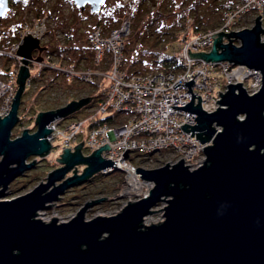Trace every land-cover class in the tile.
<instances>
[{
    "label": "water",
    "instance_id": "95a60500",
    "mask_svg": "<svg viewBox=\"0 0 264 264\" xmlns=\"http://www.w3.org/2000/svg\"><path fill=\"white\" fill-rule=\"evenodd\" d=\"M72 1L80 8L89 3L91 12H97L106 0ZM9 10V0H0V21ZM260 17L251 27L212 34V38L218 37L208 53L188 49L189 57L241 65L242 72L259 70V91L250 95L241 82L230 83L216 100L222 107L208 113L200 106V96L191 92L192 79L173 86L189 89L190 101L172 109L196 114L194 125L184 123L180 128L191 130L190 136L201 143L208 142L202 164L191 169L181 158L173 164L137 167L139 177L153 183L146 196L128 201L114 214L90 219L86 212L107 197L87 200L66 221L56 217L44 221L38 212L52 207L67 190L94 174L116 167L113 160L101 155L112 146L106 143L88 155L82 153L83 142L74 146V152L64 148L56 158L59 166L45 180L22 195L4 198L10 183L36 166L35 159L27 161L43 158L50 151L46 137L53 129L47 125L89 101L82 98L42 111L36 117L35 131L24 129L11 137L28 66L42 59L32 53L45 49L26 32L16 50L22 58L18 89L8 114L0 118V264H264V29ZM222 35L239 44L229 38L221 43ZM194 97H198L196 105ZM78 166L83 167L80 173L76 172ZM162 202L163 220L145 224V218L158 211L154 208Z\"/></svg>",
    "mask_w": 264,
    "mask_h": 264
},
{
    "label": "built area",
    "instance_id": "2783aa9c",
    "mask_svg": "<svg viewBox=\"0 0 264 264\" xmlns=\"http://www.w3.org/2000/svg\"><path fill=\"white\" fill-rule=\"evenodd\" d=\"M126 2L127 0H124V4ZM254 10H258L257 15L261 14L264 10V0H245L234 4L223 12L222 22L216 28L198 31L192 36H188L189 32L184 31L185 39L180 43L177 54L182 67L179 72L152 71L137 76L129 75L123 69L124 40L131 31L129 15H126L117 27L108 31H104L100 26L90 30L87 44L92 47L94 64L102 63L104 58L109 56L110 67L106 74L108 80L106 87L95 105L86 110L88 116L84 118L67 116L53 120L47 125L53 130L46 138L51 148L55 146L61 147L62 150L70 148L71 152H74V146L83 142L82 148H86L85 154L82 152L83 155L91 154L106 143L112 146L104 149L101 155L113 160L116 167L106 168L99 173L108 175L116 171L114 168L118 169L124 178L123 190L132 196L112 214L118 212L128 201L146 196L149 189L153 187L152 182L143 180L139 177V173L135 172V168L142 167L141 164L149 163L157 156L163 155L169 157L166 162H163L164 164L167 162L173 164L183 158L184 164L193 169L202 164L205 159L203 147L208 142L201 143L195 136H190L191 130L186 132L180 128V125L184 123L194 125L196 114L179 108L172 109V106H185L190 101L188 87L179 85L174 88L175 83L184 84L192 79L191 92L200 96V106L208 113L215 111L218 106L222 107L216 100L221 99L219 92L224 94L230 83L241 82V86L250 95L259 91L262 85V74L259 70L248 68L242 72L239 70L241 65L226 61H205L203 58L188 55V49L190 53L210 52L213 40L218 37V34H215L212 38L211 35L214 33L220 31L229 33L246 28L247 17ZM262 19L260 17L264 29ZM189 21L188 19L187 22ZM254 21L253 18V24ZM49 27V19L45 16L30 18L22 24L17 40L11 42L5 49L0 48L1 53L13 57L15 66L12 73L0 77V118L8 114L12 98L17 91L16 79L22 65L20 60L22 58L16 53L19 43L24 35L27 36L26 32L38 38L39 42L43 41ZM228 38L235 44H239L236 39L230 36ZM228 38L222 35L221 43H227ZM261 40L264 41V33L261 35ZM32 63L35 75L41 74L45 67H56L55 63L49 60V56H44L41 61ZM63 71L84 81L93 79L90 70L76 71L73 67H66ZM31 79V76L28 77L26 85H30ZM213 96L215 99L212 98ZM197 102L198 97H194L193 105ZM96 115H107L108 119L86 129L81 141L83 127L88 120H95ZM239 119L242 117L239 116ZM214 127L216 131L221 130L219 126ZM56 139H59L57 143H55ZM126 153L127 157H125ZM33 159L37 162L42 158L31 157L29 161ZM82 169L83 167L78 166L76 172L80 173Z\"/></svg>",
    "mask_w": 264,
    "mask_h": 264
},
{
    "label": "trees",
    "instance_id": "16d2710c",
    "mask_svg": "<svg viewBox=\"0 0 264 264\" xmlns=\"http://www.w3.org/2000/svg\"><path fill=\"white\" fill-rule=\"evenodd\" d=\"M170 0H131L129 3H123L122 0H119V3L115 5V10L118 11V17L125 12V16L129 15L130 19L133 16V19H137V21L134 23L136 25V30L138 31V44L136 43V40L134 39L133 42L130 40L129 35L125 38L124 40V60H123V69L129 74V75H144L146 73L152 72V71H164V70H169V71H175L179 72L181 71V64L178 60L177 54L180 50V43L185 39V32H189L188 36L194 35L198 31H206L210 30L213 28L218 27L221 22H222V15L223 12L231 6L234 5V0H192L191 2H188V4H191V7H185L183 8L186 3L185 0H182V3L180 6L177 8L176 12L174 13V19L173 22L166 27V25L163 24H157L154 19H151V17L155 14L152 13L151 11L152 7L154 5L159 7H163L161 9H164V11H171L169 8L170 4H172V1ZM245 1V0H241ZM149 2L151 4H149ZM196 2L198 4H206L207 8L205 9V13L210 12L211 16H216L217 13L220 14V22L219 23H210L209 21H206L204 18L205 13H200L198 11H195L197 9L196 7L193 6V3ZM238 3V2H237ZM10 4V10L9 12L5 15L2 21L7 19L11 13L14 12V8L12 6V0H9ZM236 4V3H235ZM123 5V9L118 10V8H121ZM46 8V7H45ZM129 8L131 10H129ZM169 8V9H168ZM77 11L80 12V9L76 8ZM185 9V10H184ZM158 10V9H157ZM131 13H130V12ZM47 11L43 8L37 7L34 10V13L32 16L29 18L22 17L20 20L16 19L15 21L13 19L8 22L6 26L1 25L0 21V48L5 49L11 42H14L18 38V31L20 30L22 24L26 21L29 20L30 18L33 17H39V16H45L48 19H50L49 16H47L45 13ZM12 15H15L13 13ZM132 15V16H131ZM120 18V17H119ZM114 17L111 15H108V17H104L103 19H98L93 22V26L90 27L87 36L90 32V30L95 27V26H100L104 31H108L112 28H115L119 25V22L115 25H110L109 23H114L113 21ZM184 19V20H183ZM188 19L190 20L189 22ZM192 19V20H191ZM119 21V20H118ZM50 23V21H49ZM131 23V26H132ZM51 32V29L49 27L47 35ZM87 36H86V41H85V48L88 50L89 53H91V61L90 63H84V60L81 61L83 58L82 56L79 58V60H71L67 61L68 56L64 51H69L65 50L66 47H64L66 44H60L58 39L55 44L52 45V48H49L46 43L43 41L40 42V45L42 47H45L44 51L41 53V56H49V60L52 63H55L56 67H45L42 70V73L39 75H32L30 68L31 66H34L33 63H30L28 68H29V76H31V81L30 85H26L25 82V88L21 94L20 97V104L18 108V122L17 125L23 124V121L27 119H33V128L28 129L30 132L35 131L34 127H36V117L38 113L42 112L40 108L36 105H30L29 103L26 102L24 97L31 92V89L34 88L33 93L31 92L30 94L32 95L33 99L35 100L38 94L42 91L45 90L47 86L50 85V80H46L49 77L46 75L48 73H51L52 76V81L58 77V78H63V80L67 81L69 85L73 84L74 82H84V83H89L94 86V88L91 91H88L85 95L83 96H78L76 95L75 97H69L65 101H61L59 99V102L55 101L54 106L48 105V107H45L44 109L46 110H55L58 109L70 101L73 100H79L82 98H87L89 101L87 102L86 105L83 106L85 108L86 116H88V111L87 109L91 108L92 106L95 105L96 101L100 98L102 95V92L104 88L106 87L107 84V72L110 67V60L109 56L107 55L102 63L95 65L92 59V47L87 44ZM46 38V37H45ZM68 41V38H67ZM131 42V47L128 48V44ZM46 44V45H45ZM51 47V46H50ZM77 51V50H76ZM36 50H34V53ZM80 56V55H79ZM77 58V57H76ZM75 58V59H76ZM14 59L11 56H8L4 53L0 52V77H4L9 75L10 73L13 72L14 70ZM66 67H73L76 71L81 70V69H86L90 70L91 74L93 75L92 81H84L80 79L79 77L69 74L67 72H64L63 69ZM48 72V73H47ZM18 75V74H17ZM27 77V79H28ZM26 79V81H27ZM17 81V79H16ZM17 89H18V84H17ZM40 95V94H39ZM39 105V104H38ZM44 110V111H46ZM28 113H30V117H28ZM35 115V117H32ZM68 117H75L74 114H70ZM77 117V116H76ZM108 119L107 115H96L95 120H88V122L85 124L83 128L88 129L92 126H97L103 121H106ZM24 129L21 130V132ZM83 132V131H82ZM12 137L17 136V133L13 132L11 133ZM83 136H81V141H83ZM82 152H85L86 148H82ZM85 150V151H84ZM45 159V158H43ZM56 165L58 164L57 161L54 160ZM141 163V162H140ZM105 176L104 174L101 173H96L94 174L90 179H88L84 184H81L79 187L84 188V186L87 184L89 185L91 182L95 181L98 178H102ZM92 195V197H95L94 195L96 194V191H91L85 194L78 195L77 197L80 198V201L76 203L77 205L82 204L84 198L86 195Z\"/></svg>",
    "mask_w": 264,
    "mask_h": 264
},
{
    "label": "rangeland",
    "instance_id": "374dc122",
    "mask_svg": "<svg viewBox=\"0 0 264 264\" xmlns=\"http://www.w3.org/2000/svg\"><path fill=\"white\" fill-rule=\"evenodd\" d=\"M127 1H128L127 3H129L131 0H127ZM191 1L192 0H185L186 5L183 8L191 7V4H188V2ZM237 2H241V0H234V4ZM117 3H119V0H107L100 14H89V13H83L77 11L74 3L71 0H12V6L14 8L13 13H15V15H12L13 13H11L7 19H5L4 21L1 20L2 21L1 25L6 26L11 19L15 21L16 19L20 20L22 17L25 16L29 18L30 16L33 15L34 10L37 7L43 8L47 11L45 14L50 17L49 21H50L51 32L46 36L44 41L45 43L47 41L48 47L53 49L54 47H52V45L55 44L58 39L60 44H66L64 46L66 47L65 50H69V51H64V53H66V55L68 56L67 61L79 60V58L82 56L83 58L81 59V61L85 59L84 63H90L91 53H89L88 50L85 48L87 33L90 27L93 26V22L95 20L103 19L106 16L108 17V15L114 17L113 19L114 23H109L110 25L113 26L118 22L120 23L125 17V12H123V14L119 16L120 18L118 17V14L113 13V11L115 10V5H117ZM123 3L124 0H122V4ZM181 3L182 0H173L172 4H170L169 6L171 11H164V9H161L163 7L157 8V6L154 5L151 11H153L152 13L155 14L151 17V19H154L155 22H157V24H163L166 25L167 27L173 22L174 13L176 12L177 8L180 6ZM149 4L151 3L149 2ZM123 5L121 6V8H118V10L123 9ZM193 6L197 8L195 9V11H198L200 13H205V9L207 8L206 4L201 5L196 2L193 3ZM129 10L131 9L129 8ZM261 12L262 13L259 15H261V17L263 18L262 21L264 23V10ZM257 14H258V10H254L247 17L248 21L245 24L247 27L252 26L253 18L255 19L258 16ZM220 16H221V12L220 14L217 13L216 16L214 15L211 16L210 12H207L204 14L205 17L204 19L206 21H209L210 23L215 22L217 24L220 22ZM131 20L134 23L137 21V19H135L134 21L133 16L131 17ZM136 28H137L136 25L132 23L131 31L129 33L130 34L129 38L132 42L135 39L136 43L138 44L139 30L137 31ZM130 47H131V42L128 44V48ZM33 54L34 51L32 55ZM39 56L42 58L41 55ZM30 71L32 72L31 74L34 75L35 72L34 66H31ZM46 75L49 77L46 80L51 81L50 85L47 86L45 90H42L39 93L40 95L38 94L35 100L30 94L31 92L33 93L34 88H32L31 92H29V94L24 97L27 103H29L30 105L38 106L42 111L46 110L44 108L48 107V105L54 106V102L55 101L59 102V99H61L60 102L61 101L63 102L67 100V98L69 97H75L76 95L83 96L88 91H91L94 88L92 84L84 83V82H78V83L74 82L73 84L69 85V83L63 80V78H58V77H56L52 81L51 78L53 75L51 73H48ZM72 114H74V116L84 118L86 115L85 108H83L82 106L80 109L73 112ZM27 115L29 118H31L30 113H28ZM32 117H35V115H33ZM33 121L34 118L33 119L26 118L23 121L22 125L16 124L12 129L11 133L15 132L17 133V135H19L22 129H32ZM35 128L36 127H34V129ZM85 130L86 129L83 128L82 130L83 132H81V136L84 135ZM58 141L59 139H56L55 143H57ZM61 152H62L61 147L55 146L51 148L50 151L44 157L45 159L43 158L38 159L36 162V166L34 168H32L29 171H26L25 174L16 178L10 183V185L7 188L6 196L4 198L10 199L18 195H22L30 191L40 181L45 180L48 173L52 171V169L59 166V164L56 165L53 162L54 160L57 161L56 158L60 157L59 154H61ZM168 159L169 157H164L163 155L157 156L155 160L150 161L149 163H143L141 164V166L146 168L158 167L163 165L164 164L163 162H166ZM68 175H72V172L69 173ZM123 185H124V178L122 173L118 170L113 171L108 175L103 176L102 178L96 179L95 181L91 182L89 185L86 184L84 188L79 187L80 185L70 188L64 193V195L60 198L59 201L53 203L52 207L39 211L38 217L44 221H50L51 218L53 217H56L59 221L69 220L73 215H75L76 211L81 205V204L80 205L76 204L80 201V198L77 196L94 190L96 191V194L94 195L95 197H92V195L90 196L88 194L85 197H83L84 200L82 203H84L87 200L100 199L101 197H107V198L103 199V201L100 204L93 206L91 209H89L86 212V219H90L98 214H103V215L112 214V212L118 209V207L123 202L127 201L129 198H132V196H129L128 192H125L123 190ZM164 204L165 203L162 202L158 206H156L154 210H158V211H155L153 214L148 215L145 218L144 223L149 225V224H153V223L155 224L161 222L163 220L162 208Z\"/></svg>",
    "mask_w": 264,
    "mask_h": 264
},
{
    "label": "flooded vegetation",
    "instance_id": "af4514ba",
    "mask_svg": "<svg viewBox=\"0 0 264 264\" xmlns=\"http://www.w3.org/2000/svg\"><path fill=\"white\" fill-rule=\"evenodd\" d=\"M71 1H72V0H71ZM106 1H107V0H106ZM106 1L104 2V4L106 3ZM72 2H73V1H72ZM73 3H74V2H73ZM104 4H102V5L100 6L99 11H97V12H91V10H90L91 6H90L89 3H86V4L84 5L83 8L78 7V6L74 3L75 7L78 8V9H80V12H83V13H89V14H100V13H101V10H102V8H103V6H104ZM116 10H117V9H116ZM116 10L113 11L114 14H118V13H117L118 11H116ZM43 51H44V50H43ZM43 51H41V52L36 51V52L33 54V56H34V57H37V56L41 55V53H42ZM37 54H38V55H37ZM81 167H82V166H81Z\"/></svg>",
    "mask_w": 264,
    "mask_h": 264
},
{
    "label": "clouds",
    "instance_id": "9594fccd",
    "mask_svg": "<svg viewBox=\"0 0 264 264\" xmlns=\"http://www.w3.org/2000/svg\"><path fill=\"white\" fill-rule=\"evenodd\" d=\"M13 139V138H12ZM27 162H29V161H27Z\"/></svg>",
    "mask_w": 264,
    "mask_h": 264
}]
</instances>
